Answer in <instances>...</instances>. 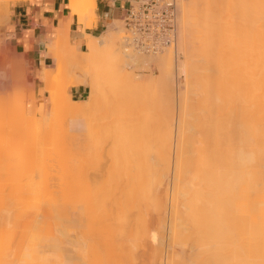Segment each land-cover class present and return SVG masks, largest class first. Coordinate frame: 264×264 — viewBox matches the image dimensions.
Here are the masks:
<instances>
[{"label":"bare ground","instance_id":"1","mask_svg":"<svg viewBox=\"0 0 264 264\" xmlns=\"http://www.w3.org/2000/svg\"><path fill=\"white\" fill-rule=\"evenodd\" d=\"M0 1L5 2L3 6L7 10V3L10 0ZM12 1L16 2L19 0ZM67 6L70 14L75 15L79 23L84 26H91L90 21L94 19L92 16V11L95 7L94 0H68ZM81 6H84V9L81 8ZM225 12L235 13L236 16H238L240 12H243L248 17L247 21H244V24L240 23L234 25L236 28L234 27V31H232L233 35L230 34L233 39V42H230V44H235L236 47L238 46L240 49L243 48L244 51L242 49V52H245L244 54L242 53L243 59L240 60L242 54L240 55V52L237 53L238 49H236V47L232 48L229 44L231 50L234 49V52L237 53L236 55H240L239 58L238 56H234L232 51L231 53L233 55L228 53L237 59V62L234 59L231 65H229V67L232 66V68L235 69L232 70L231 67L230 69L228 68L230 73L231 71H237V75L236 73L234 74L235 77H233V74L231 75L232 77L230 76L234 78L232 84L235 82L237 84L235 83V85L233 84L234 86H229L232 80L231 78H227L230 80L228 85L230 90L228 87H225L227 86L226 80L222 79L225 73L222 62L226 59L223 56H228L227 52H225L224 55L222 53L223 51L221 52V50H225L222 49L223 45L221 46V44H223L222 39L225 38L226 31L227 33L229 31L225 26L226 23L224 21L222 22L225 18ZM85 15L92 16V18L90 17L91 19L89 18L90 21L88 24L85 21L86 19L83 18ZM225 15L228 16V14ZM176 19V44L158 54L141 53L128 45L122 36H119V33H123L121 32L123 27L121 28L118 23L119 20H114L109 24L106 31L99 37L87 36L88 41L86 42V49L84 51H79L69 42L67 23L61 22L60 26L55 29L56 32H58L55 38L53 39V37H50V40L46 44L48 49L45 52V56L52 57L54 63L57 62V57L60 61L66 62L67 69L64 71L58 70L56 74L65 73L66 77L69 79L66 83L67 85H65L62 90L56 91V93L52 91V81L57 77L50 73V70L53 68L52 66L39 70L38 79L43 83L42 85L37 84L30 87L31 84H29L28 88V85H25L26 81L23 70L20 69V67L22 68L20 64L23 61L20 62L17 59L18 61L16 62L17 64L20 63L19 65H16L14 61L12 62V66L11 63L9 65L7 64L8 66L5 65V67L8 68L10 66L12 69L9 68V70L11 69L10 72L5 68L0 70V91L3 92H0V118L2 119L0 121H2V128H5L3 121L6 124L7 118L18 121L17 119L19 117L17 114L19 113L21 115L22 113L23 115V109L21 107L17 108L14 106L18 111L12 107L15 110L13 111L17 113L12 115L11 112H8V106L10 102L12 103L14 100L18 101V99H21L20 96L25 92V88L28 94H24L33 101H35L36 94L37 97L45 92L51 94L49 107L52 108L54 104L55 106L53 107L55 110L52 112L50 111L51 114L49 115L55 119L57 118L56 120L59 118L57 112L59 109H57L56 104L62 99H64V101L66 100L64 104L67 103L69 106L64 107V111H61L62 113L64 112L63 115L60 114L61 116L66 115L67 120H70H68L65 125L67 123L68 125L70 123L72 124V121L77 122V120L81 123L82 121L84 122V120L86 122V119L94 118L98 111H100L99 113L106 112L109 105L114 111H123L122 115L124 114L125 118L122 116L120 120L123 119V121L113 122L112 133H102L103 136H108L107 142L110 143L106 153L107 159L110 160L112 165L110 174L117 178L118 173L121 171L120 173L124 175V186L126 185V191L124 190L123 192L122 189V195L124 194L123 198L126 201L130 198L129 201H127L129 204L134 203L132 206H127L128 209L126 206L124 208L130 212L131 210H135L138 213L134 215L138 216L140 213L139 211H141L139 207L144 206V201L145 205L150 206L151 203L148 201L152 200L155 206L153 207L157 210L156 212H158L159 228L162 231V233L159 234L162 235V238H156L159 239V243L156 245L157 248L156 251L154 250L155 253H153V256H150L152 259L149 263L264 264V0H176ZM0 20V24L2 22L5 24L8 23L7 16H0ZM229 23L230 22H228V24ZM235 45H233V47ZM53 50L56 51L57 57L52 56ZM179 55H181L182 59H178ZM155 58L159 61L157 73L142 76L132 72V70L135 69H140V71L142 69L147 70V68L154 63ZM228 58L229 57H227V59ZM238 59L243 61V69L245 71L241 70L242 64L241 66H237L238 68L235 67L236 63L240 65ZM228 61L230 62L229 59ZM227 65L228 64H226V66ZM223 66L226 67L224 62ZM239 67H241V69H239ZM238 70H241V72ZM217 74L218 84L211 80L212 83H214L212 84L207 77L211 78L212 75ZM180 75L185 77L184 85H180L176 81V77ZM236 76L240 77V80L237 79ZM235 79L237 80L235 81ZM238 81L241 82L242 87L239 89L244 88V94L236 88L240 84V82L238 84ZM242 82L245 84V86L243 85L244 87L242 86ZM78 86H87L89 89L88 95L84 100L73 101L67 97L66 88ZM235 90H237V93H240L239 95H245L244 97L242 96L243 100L235 95ZM9 91L11 92L9 93ZM204 92L209 93L206 97V103L204 102V107L200 110L206 118L202 128L204 135L203 141L201 142L205 150H202L197 158L195 156L197 153L193 147V137L195 134L197 135L196 131L198 126L195 123L197 121V118L195 119V113H199L200 111H193L192 97L198 94L202 95ZM228 95L235 97H233V101L235 102L231 101L233 105L238 104L234 105L236 107L229 102ZM72 102L79 104V106H75L74 104V106H70ZM157 102L161 105L158 107L159 110H163L162 112L160 111L161 113L159 110L157 112L158 108L156 106L159 105ZM17 103L18 105L23 104ZM174 104L177 106V116L175 119L173 115ZM101 109L105 111H101ZM240 111L243 112L241 113L242 118L235 114ZM37 113L39 114L38 103L36 102L32 107L31 114L36 115ZM216 113H218L217 117ZM33 115L31 117L32 120ZM100 115L101 114H99V116ZM8 119L7 121H9ZM21 120L25 121V119ZM27 120H30V118ZM63 120L64 119H62V121ZM94 121L96 120L94 119ZM11 122L12 124L14 123V121ZM55 122H53V125H55ZM28 123H30V121H28ZM8 124L10 123L8 122ZM8 124H6V128ZM90 124L88 126H90ZM11 125H8V129H13L9 127ZM75 125V123H73L72 126L70 125V129ZM82 125L84 124L82 123ZM93 126L92 124V127ZM25 127L29 129V125H25ZM42 128L43 130L45 129L44 127ZM85 129L86 128H82L80 130L85 132ZM87 129L89 135H87L86 132L85 134L88 138L90 136L92 137L90 141L93 142L94 151L98 138L101 135L98 134L97 131L91 130L89 127H87ZM8 131H6V133H8ZM48 131L49 130H47L46 133L44 131L43 141L45 142V146H48V144H50L49 147L54 145L52 148L54 147L55 149V145L57 146V144H55L57 143V137L60 135L56 132L57 128L56 131L52 128L51 131H55V134L58 136L51 132L54 136L50 133L51 137H48L51 139L52 143H50V140L46 138V135L50 132ZM70 131L75 133L74 131L76 130L74 128L73 131ZM82 131L81 133H83ZM9 133L12 135L11 132ZM64 133L67 134L66 132ZM31 136H33L31 137L32 139H35L33 133ZM228 136L234 137V142L236 141L235 144L232 142L233 146H231L229 158L226 160L229 165L228 169L225 174L217 173L213 176L207 170L209 167V152L212 153V156L215 155L213 160L217 161L218 165L220 163L224 164L223 159L218 155V143L224 138L227 139ZM10 137L12 138V136ZM53 137H56L55 143ZM46 139L49 143H46ZM3 141L5 143H3ZM12 141L10 142L11 144ZM31 141L33 142L35 140ZM237 141H240L242 146L238 145ZM0 143L6 144V139L0 138ZM42 145L44 146V144ZM18 148H20V146ZM52 148L51 150L47 148V154H51V152L48 153V151H53ZM88 150V155H84L83 157L79 155L75 160V162L77 161V163H75L77 167L82 170L92 165L94 159L97 161L95 151L93 153V151L90 152V149ZM0 153H2V147ZM47 154L45 153V149H43L42 159L37 160H35L36 157L33 153L29 154L27 158L31 163L19 165L22 170H19V167L14 170L10 167L12 169H10L11 171L18 169L19 171L17 170L16 172L22 171V174L24 172V166L28 186L26 187L25 183L23 185H25L26 188L23 186L22 189L20 186L21 184L18 185L21 188L15 187V189L19 188L17 191L22 190V196L19 194V191H15L17 192L15 193L13 190L14 194H19V196L17 195L19 199L14 195L16 200L13 199L14 196H11L16 202L8 199L11 197L6 198L7 195L0 191L2 193H0V230H4L8 233L9 230L7 231L6 229L9 227H12V229L9 228L11 231L16 227H20V229L22 227V235H19L21 231L18 228L16 230L17 232L20 231L19 234L16 233L15 230H13V233L15 235L17 234L16 236L18 239L19 236L23 237L19 239L21 241H18L17 237V240L14 239L15 235L11 233V231H9V234H13L14 236L7 234L5 238L4 235L6 232L4 231V233L2 232L3 234L1 233L3 237L0 234V244L3 243V246L7 241L6 246H4L10 247V249H6L3 246L4 249L0 245V248L3 249H0L1 254L9 252L6 255H0V264H99V254L95 235L98 232V224L100 222L98 218L100 216L97 217V213L100 211L97 210L104 207L103 203L106 196H104L103 200V195L101 196L100 192L104 190L97 186L99 184L98 181L93 179L95 178V173L91 179L98 184L94 181L92 183L91 181L93 184H91V186L89 185V180L85 179L84 183L82 178H79H86V175L77 176L78 179H74L76 181L73 183V190L75 189L79 192L86 187L85 193L87 195L83 192V197L81 194L82 190L80 194L75 191L74 194H78L75 195L77 197L74 198L73 201L70 198L72 203L68 202L73 205L72 207L68 204L72 208H69L71 211L59 210L60 208H57V202L58 200L61 201L59 199L61 198L60 193H62L61 191L67 186L64 188L65 185L61 183L63 187L60 185V188L58 185L60 191V193L58 191L59 196L57 194V187L54 188L53 186L55 185L51 186L48 184L54 183L48 182L46 179L51 177V179L54 180L57 162H54V164L51 163L49 159L51 157L49 155L48 158L46 156ZM20 155L18 157H20ZM33 156L35 158H32ZM195 158H197V162L194 161L193 163V160H196ZM54 159L55 158H51L53 161ZM19 161L22 163L23 159L19 158ZM8 163L9 162H7V164ZM193 165H196V169L194 168L196 172L191 175L190 167L193 168ZM3 166H5V164ZM1 168H4V171ZM1 168L3 175L2 172H0V179L4 178L7 172V167L1 166ZM10 170L8 168V171ZM49 170L51 173H48ZM91 171L92 169H89L87 173L90 174ZM112 171H114V173ZM40 174H43L44 178L47 176V178L44 179ZM10 175H8L10 178L18 176L16 174L13 176V172ZM185 176H190V180L186 181ZM28 177L31 178L29 179ZM10 178L9 181L12 180ZM32 178L36 181L32 182ZM79 179H81L83 183ZM1 180L3 185V179ZM164 185L165 189L164 187L162 189L165 192L161 194L160 190ZM89 188H95V191L96 189L101 191L93 192ZM70 189H72V187H70ZM26 195H30L31 198H27L28 196ZM64 195H66V193ZM98 195L101 196V199H98ZM162 195L163 197L165 195V198H163ZM23 197H26V199ZM162 198L163 200L168 199V201L164 200L163 203ZM136 200L140 201L141 206ZM8 201L11 203H8ZM13 203L16 204H14V207H16V210L14 209L15 211H17L19 207L21 208H19L20 210L17 211V213L12 212ZM126 204L128 205V203ZM61 205L65 207V205H67V199L64 200ZM98 206L101 208L97 209ZM131 207H133V209L130 210ZM21 210L24 212L21 213ZM102 210L104 211V209ZM110 214L115 216L120 214L116 217V223H111V229H109L108 232L112 237H117V239L114 240H116L115 250L118 255L114 264H124L120 260L122 257L119 256V253L123 252L122 249L126 250L127 248L120 249L119 247L120 242L123 241L121 243L122 245L125 241L121 236H123L127 226H124V220L121 218L122 212H119L117 215L114 212ZM164 214L167 215V220ZM16 217H19V220ZM14 224H16V226ZM136 226L137 228L139 227L138 224H136ZM159 228H154L155 230L151 229L153 238L157 235L159 236V234H157L160 232ZM133 229L136 231L134 225ZM123 230L124 232L121 233ZM147 232L148 230L146 233ZM164 235H166L167 238L168 249L163 255ZM140 236H142L141 233ZM8 237H14L13 241L15 244L17 241L20 243L17 242L19 245L14 244L17 246L16 249L13 244L11 245L9 243V239L11 238ZM59 237L69 239L71 248L73 249V253L68 260L56 259L52 254L45 251L44 245H42L44 241L54 242L60 239ZM152 237L150 235V238ZM128 241L129 240L126 242ZM8 243L11 246H8ZM172 245H177L180 248L179 255L174 254ZM8 249H13V251H9ZM119 250L121 251L119 252ZM129 257L131 258L132 256H127V259ZM125 264H127V261Z\"/></svg>","mask_w":264,"mask_h":264},{"label":"rangeland","instance_id":"2","mask_svg":"<svg viewBox=\"0 0 264 264\" xmlns=\"http://www.w3.org/2000/svg\"><path fill=\"white\" fill-rule=\"evenodd\" d=\"M13 1L12 0H10V1H8V3H7V10L4 8V3L5 2H3V1H0V16H7L8 17V7H9V4L10 3H12ZM81 8H83L84 9V6H81ZM219 10V9H218ZM80 11V10H79ZM221 11V10H220ZM219 11V12H220ZM215 12V11H214ZM218 12V13H219ZM216 13H217V11H216ZM222 13V12H221ZM225 14H228V16H226ZM222 16H223V14H222ZM92 18V16L90 15H85V16H83V18H85L86 20L85 21H90L89 20V18ZM225 17V18H224ZM224 19L222 20V22L224 21L225 23H226V28H228L227 30H229L228 31V33H227V31H226V36H225V38L224 39H222V41H223V44H221V46L223 45V47H222V49H225V50H221V52L223 53V55L225 54V52H227V54L228 53H230V54H232V53H234V56H240L243 52H242V49L243 48H241L240 49V47H236V45L235 44H230V42H233V39L231 38L232 36L231 35H233V32L232 31H234V27L236 28V26H234V25H237V24H240V23H245L244 21H247V19H248V17H247V15L246 14H244L243 12L241 13L240 12V14H238V16H236L235 15V13H231V12H225L224 13ZM90 18V19H91ZM234 18H236V19H234ZM119 20V25L121 26V28L123 29L121 32H123V33H119V36H122V38H124V35H125V31H124V26H123V21H122V18H120V19H118ZM227 22H226V21ZM231 20V21H230ZM235 22H237V23H235ZM1 21V20H0ZM233 21V22H232ZM90 22H92V20L90 21ZM228 22H230L229 24H228ZM232 22V23H231ZM228 26V27H227ZM231 26V27H230ZM5 28H6V24L5 23H1L0 24V70L1 69H7V71L9 70V68H11L10 66L7 68V67H5V65L6 66H8L10 63H11V66H12V62L14 61V62H16V61H23V62H21V64H20V66H22V68L20 67V69L21 70H23V74L25 75V81H26V83H25V85L27 84L28 86V88H29V84H31L30 85V87L31 86H35V85H37V84H39V85H42L43 83L42 82H40V80L38 79V74H39V71H38V73H37V75H31V73L30 72H28V70L26 69V66H25V62H24V59L22 58V57H19L17 54H16V50H15V48H14V45L12 44V42L10 41V36H8L7 34H5ZM231 28V29H230ZM232 32V33H231ZM231 34V35H230ZM230 36V37H229ZM99 37V36H98ZM226 39V40H225ZM228 39V40H227ZM232 40V41H230V40ZM87 41H88V39H87ZM86 41V42H87ZM224 41H226V42H224ZM229 42V43H228ZM222 43V42H221ZM119 44H120V41H119ZM229 44L232 46V48H235L236 47V49H238V51H237V53L238 52H240L239 54L240 55H236L237 53L236 52H234V49L233 50H231V47H229ZM121 45V44H120ZM233 45H235L234 47H233ZM227 46V47H226ZM47 49H48V47H46ZM240 50V51H239ZM231 51H232V53H231ZM243 51H244V49H243ZM245 53V52H244ZM243 53V54H244ZM230 54H228V56L227 55H224L223 57H225L226 59H225V61L223 60V62H224V65L226 66V64H228L226 67H224L223 66V62H222V67H223V69H224V75H223V77H222V79H224V80H226V83H227V86H225L226 88L228 87V89L230 90V88H229V86H234L235 85V83H233L232 84V82H234V78H231L232 76V74H233V77H235L234 76V74L237 72L236 70H235V72L233 71H231V73H230V67L232 68V66H230L229 67V65H231V62H232V60H236V62H237V59L235 58V57H233V56H231ZM243 54H242V56H240L241 57V59L240 60H242L243 58ZM233 55V54H232ZM52 56L53 57H57L56 56V51L55 50H53V52H52ZM227 57H229L228 59L230 60V62L228 61V59H227ZM230 57H232V58H230ZM239 57V58H240ZM18 59V60H17ZM178 59H182L181 58V55H179L178 56ZM239 60V59H238ZM239 60V61H240ZM57 62H55L54 63V66H53V68L50 70L51 72V74L52 75H55V76H57V77H55V79L52 81V91L54 92V93H56V91H60V90H62L64 87H65V85H67L66 83L68 82V78L66 77V75H65V73L64 74H56V71H58V70H65V69H67V64H66V62L65 61H60L59 60V58L57 57V60H56ZM234 62V61H233ZM236 62H234V63H236ZM158 63H159V61H158V59L157 58H155L154 59V63L153 64H151L148 68H147V70L146 69H142L141 71H140V69H135V70H132V72L133 73H135V74H137V75H144V76H147V75H151V74H155V73H157V67H158ZM8 64V65H7ZM15 64V63H14ZM19 64H17V62H16V65H19ZM241 64H242V66H241ZM235 65V64H234ZM234 65H233V67H234ZM14 66V65H13ZM237 66H241L242 67V69H241V67H239V69H241V70H244L243 68H244V65H243V61H240V65H237V63H236V66L235 67H237ZM229 68V69H228ZM238 68V67H237ZM12 69V68H11ZM10 69V70H11ZM227 69V70H226ZM235 69V68H234ZM233 68H232V70H234ZM10 70H9V72H10ZM128 70H130V69H128ZM226 70V71H225ZM229 70V71H228ZM241 70H238V71H240L241 72ZM228 71V72H227ZM245 71V70H244ZM243 71V72H244ZM227 72V73H226ZM242 72V73H243ZM228 73H229V76H228ZM244 73H246V72H244ZM20 74V73H19ZM236 75H237V73H236ZM243 75V74H242ZM211 76V75H210ZM212 76H214V77H212ZM211 76V78L209 79L208 77H207V79L212 83V81L211 80H213L214 81V83H216V84H218V74L217 75H212ZM231 76V77H230ZM243 76H245V75H243ZM57 78V79H56ZM66 78V79H65ZM227 78H231V85H229V79H227ZM236 78L237 79H239L240 77H237L236 76ZM243 78V77H242ZM241 78V79H242ZM237 79H235V81L237 80ZM240 80V79H239ZM176 81H177V83H179L180 85H184V83H185V77L183 76V75H180L179 77H176ZM179 81V82H178ZM228 81V82H227ZM242 81V80H241ZM243 81L245 82V80H244V78H243ZM33 82V83H32ZM239 82L240 81H238V84H239ZM214 83H212V84H214ZM243 83V82H242ZM215 84V85H216ZM237 84V83H236ZM229 85V86H228ZM245 86V84L243 83L242 84V86ZM243 86V87H244ZM84 88H85V93L83 94V96L80 98V99H82V100H84V99H86L87 98V95H88V87L87 86H84ZM234 89H238V90H240V92H243V94L245 93V91H244V88L243 89H239V88H242L241 87V82H240V84H239V86H237L236 88L235 87H233ZM246 88V87H245ZM69 87L68 88H66V95H67V97H69ZM233 90V89H232ZM243 90V91H242ZM237 90H235V92H236ZM1 93H3L2 91H0ZM11 91H9V93H10ZM239 92V91H238ZM0 93V94H1ZM26 95L28 94L27 93V90H26V88H25V92H24ZM23 93V95H19V94H17V95H19L20 96V98L21 99H18V101H16V100H14V102H10L9 103V106H8V108L10 109H8V112H11L12 113V115H15V113L16 112H14L15 110L14 109H16L15 107H17V108H19V107H21L22 109H23V115H22V113H21V115H22V117H21V115L18 113H16L17 115H18V121H16V120H12L10 117V119H8L9 121H7V119H6V124H8V122L10 123V124H8V125H11L12 124V122L11 121H14V123H15V125H14V123L11 125V126H9V127H11V128H13V129H8V125H7V128H6V124H5V122L3 121V125H5V128H6V130L4 131V129L5 128H2V121H0V125H1V127H0V138H2V139H6V144H1L0 143V149H1V147H2V153H0V168H1V166L2 167H7V169H6V175L4 176V178H1V179H3V185H2V180L0 179V191L1 192H3V194H5V195H7L6 196V198H8V197H11V196H16V198H18V196H19V194H21V196H22V190L21 191H19V194H14V192L15 191H17V189H19V188H21L22 187V189H23V186L25 187V185H26V187L28 186V181L26 180L27 179V176H25V169H24V166H23V175L21 174V172L22 171H20V172H16L17 170H15V171H11L12 169L10 168V167H12L13 168V170L14 169H16L17 167H19V165H27V164H29V163H31V161L30 160H28V156H29V154H31V153H33L34 154V156L36 157V159L35 160H37V159H42V151H43V149H45V153L47 154V152H46V150H47V148H49V150H51V148H52V146H54V145H52L51 147H49L50 146V144H48V146H45V142L43 141L44 140V138H43V134H44V131H45V133H46V131L47 130H49L48 132V135H46L47 137L46 138H48V137H51V132H53V131H51V129L53 128V130L55 129V131H56V128H57V133L60 135V136H58V135H56L55 134V131L53 132L56 136H58L57 138V143H55V138L56 137H53L54 139H53V141H54V143L55 144H57V146L55 145V149H54V147L52 148V150L54 151V150H56V151H48V153L49 152H51V154L49 153V154H47L46 156L49 158V155H50V157L53 159V158H55L54 159V161L53 160H51V158H49L50 159V162L51 163H53L54 164V162L56 163L57 162V168H55L56 170H55V177H54V180L53 179H51V177H48L47 178V176L44 178L43 177V174L41 175L44 179H46L48 182H54V183H48L47 181H45V182H47L48 184H50L51 186H53V185H55V186H53L54 188L55 187H57V194H58V191H59V189H58V185H59V187H60V185H61V183H63L65 186H64V190L63 191H61L62 193H60V191H59V193L61 194V198H59L61 201H59L58 199V202H57V208H60L59 210H61V211H64V210H67L68 212H70L71 211V206L73 207V205H71V203H72V201H73V199L74 198H76L77 196H75V195H78V194H74L75 193V189L73 190V188H74V184L73 183H75L74 181H76V180H74V179H78V177L79 176H85L86 175V178L84 177H79V178H82V180H83V182H84V180L86 179V180H89L90 181V183H89V185L91 186V184L93 183V181L96 179L97 181H98V183H96L95 181V183L96 184H98L97 186H99V187H101V189L102 190H104V191H102V192H100L101 194V196L103 197V200H104V196H105V201H104V207H102V209H104V211L102 210V209H99V208H101L100 206H98V208L97 209H99V210H97V211H100L99 213H97V217L98 216H100V217H98L99 218V224H98V232L96 233V235H95V241H96V245H97V247H98V254H99V256H98V263L99 264H114L115 263V260H116V257H117V255H118V253H116V250H115V248H116V240H114V239H117V237H112L110 234H109V232H108V230L109 229H111V223H113V224H115L116 223V217L117 216H119L120 214H118L119 212H122L123 214H121V218H123V222L125 223L124 224V226H127V229H126V231L124 232V230L121 232V233H123L124 232V234H123V236H121L122 237V239L123 240H125L124 241V243L121 245V243L123 242H120V249H122V248H127L126 250H123L122 249V251L125 253H123V252H120L121 250H119V252L120 253H122V254H120L119 253V256L120 257H122V259H123V261H122V259H120L121 260V262L122 263H126V261H127V264H150L149 263V261L152 259L150 256H153V253H155V251H156V245H158V240L160 239V238H162L161 236V234H159V233H162V231H161V229L159 228V216H158V212H156L157 210L154 208L155 206H154V204L152 203V200H150V201H148L149 203H151V205L150 206H148V205H145V201H144V206H142V207H139V208H141V211H139L140 213H139V215L138 216H135L138 212H136L135 210H131V209H133V207H131L130 208V210H131V212L128 210H126V208L128 209V207L129 206H132L133 204L132 203H130L129 204V202H127V201H129V199L126 201L124 198H123V195H122V189H123V192H124V190H125V188H126V185L124 186V178H123V174H121L120 172L118 173V175H117V178L119 179V181H118V179L116 178V176L115 177H113V176H111V174H110V172H111V167H112V165H111V162H110V160H108L107 159V155H106V153H107V150H108V148H109V144L110 143H108L107 141H108V136H103V133H112V128H113V122H115V121H123V119H121L120 120V118L123 116V118H125L124 117V114L122 115V112L123 111H117L116 109V111H114L112 108H111V106L109 105L108 106V109H107V111L106 112H101V113H99L100 111H98V113H96V117L94 116V118H88V120L86 119V122H85V120H84V122L82 121V123L84 124V125H82V123L80 122V121H78L77 120V122L75 121V122H73L72 121V124L73 123H75L76 125V127L74 126V127H72V129H70L71 128V126H72V124L70 123L69 125H68V123L65 125V123L66 122H68V120H67V117H66V115L65 116H61V115H63V113L61 112V111H64L63 109H64V107H67V106H69V104H67V103H65L64 104V102L66 101H64V99H62V100H60L59 102H57L58 104H56L57 105V109H59V110H57V112H58V114H59V118H58V120H56L54 117H52V116H50L49 114H51L50 113V111L52 112L53 110H55V108L53 107V106H55L54 104H53V106H52V108L51 107H49L50 106V102H51V94L49 93V92H45L44 94H42V95H39L38 97H37V94H36V97H35V101H33L30 97H27L25 94ZM205 94V95H204ZM208 92H204L202 95H200V94H198L197 96H195V97H192V99H193V101H192V108L194 109L193 111L195 112V111H197V112H199L201 109H202V107H204V102L206 103V97L208 96ZM240 93H235V95H237L238 97H240V99L242 98V96L241 95H239ZM26 97H25V96ZM204 95V96H203ZM19 96H18V98H19ZM24 96V97H23ZM245 96V95H244ZM243 96V97H244ZM228 97H229V102L230 103H232V105H233V102H235V101H233V97L231 96V95H228ZM26 98V99H25ZM70 98V97H69ZM195 98V99H194ZM235 98V97H234ZM237 98V97H236ZM25 99V100H24ZM238 99V98H237ZM21 100V101H20ZM233 102H232V101ZM236 100V99H235ZM241 100H243V98L241 99ZM240 100V101H241ZM24 101V102H23ZM73 101H75V100H73ZM80 101V100H79ZM17 102H19V103H23L22 105H18V103ZM32 102H33V105H35V103L37 102L38 103V111H39V114L37 113L36 115H33V114H31V110H32V107H33V105H32ZM238 102V101H237ZM239 103V102H238ZM243 103V102H242ZM242 103H241V106H242ZM10 104H12V105H10ZM47 104V105H46ZM79 106V104H76V103H74V102H72V104H70V106L72 105V106ZM157 104H159V102H157ZM163 104V103H162ZM245 104V103H244ZM243 104V105H244ZM175 105V107L173 108L174 110V119L176 118V116H177V106H176V104H174ZM173 105V106H174ZM234 105H238V104H234ZM233 105V106H234ZM15 106V107H14ZM61 106V107H60ZM159 106H161L160 104L159 105H157L156 107L158 108ZM245 106V105H244ZM14 109H13V108ZM63 107V108H62ZM234 107H236V106H234ZM240 107V106H239ZM161 109H162V107H161ZM176 109V110H175ZM13 112H12V111ZM17 110V109H16ZM20 110V109H19ZM158 110H159V108L157 109V112H158ZM238 110V109H237ZM18 111V110H17ZM36 111H37V109H36ZM101 111H105L104 109H101ZM162 112L163 110H159V112ZM239 111V110H238ZM243 111H244V109H243ZM160 112V113H161ZM164 113V112H163ZM240 113V114H239ZM239 113H235L236 115H238V117H241L242 118V114L241 113H243L242 111H240ZM46 114V115H45ZM61 114V115H60ZM99 114H101L100 116H99ZM196 114V116H195V119L197 120L195 123L198 125L197 126V131H196V133H197V135L195 134L194 135V137H193V141H194V149H195V151H196V153H197V155H195L197 158L199 157V154H201V151L202 150H205V148L201 145V142L203 141V135H204V133H203V125H204V122H205V120H206V118H205V115L200 111L199 113H195ZM194 114V115H195ZM32 115H33V120H32ZM50 116V117H49ZM103 116V117H102ZM218 116V113H216V117ZM16 117V116H15ZM35 117V118H34ZM58 117V116H57ZM98 117V118H97ZM14 118V117H13ZM30 118V120H27V119H29ZM41 118V119H40ZM65 118H66V121H65ZM103 118V119H102ZM118 118H119V120H118ZM240 118V119H241ZM15 119V118H14ZM20 119V120H19ZM21 119H25V121H26V123H25V121L24 120H21ZM52 120V122H51V120ZM62 119H64L63 121H62ZM85 119V118H84ZM91 121H90V120ZM94 119L96 120V121H94ZM116 119V120H115ZM0 120H2L1 118H0ZM42 120H43V122H42ZM54 120V121H53ZM55 120H56V122H55ZM242 120V119H241ZM28 121H30V123H28ZM70 121V120H69ZM88 121H89V123H88ZM18 122V123H17ZM21 122H22V124H21ZM37 124H36V123ZM53 122H55V125H53L54 123ZM64 122V123H63ZM80 122V123H79ZM28 123V124H27ZM91 123V124H90ZM122 123V122H121ZM58 124V125H57ZM59 124H60V126H59ZM63 124V125H62ZM81 124V125H80ZM90 124V126H88ZM92 124L94 125L93 127H92ZM25 125L26 126H28L29 125V129H28V127L26 128L25 127ZM33 125V126H32ZM65 125V126H64ZM71 125V126H70ZM86 125V126H85ZM14 126V127H13ZM52 126V127H51ZM59 126V127H58ZM78 126V127H77ZM4 127V126H3ZM19 127V128H18ZM22 127V128H21ZM42 127H44L45 129L43 130V128ZM50 129H49V128ZM64 127V128H63ZM87 127H89V128H91V130H95V131H97L98 132V134H100L101 136H99V138H98V141H97V144H96V149L94 150L95 151V153H96V155H97V161H96V159H94L93 160V166L92 165H89V166H87L85 169H80V168H78L77 167V165L75 164V163H77V161L75 162V160L77 159V156L79 157V155H82V157L84 156V155H88L89 153V150L88 149H90L91 151L90 152H92L93 151V142L92 141H90V140H92V137L90 136L89 138H88V136L87 135H89L88 134V132H87ZM16 128V129H15ZM36 128V129H35ZM67 128V129H66ZM75 128V130L76 131H74L75 133H73V132H71L70 130H72L73 131V129ZM77 128V129H76ZM82 128H86L84 131L86 132V134H85V132H83L82 130H80V129H82ZM93 128V129H92ZM2 129V130H1ZM9 131H8V130ZM26 129H27V131H26ZM47 129V130H46ZM65 129V130H64ZM31 130H32V132H31ZM6 131H8V133H6ZM13 131V132H12ZM25 131V132H24ZM29 131V132H28ZM43 132V133H41V132ZM66 132L69 136H71V137H69L67 134H65L64 132ZM78 131V132H77ZM80 131V132H79ZM81 131L84 133H81ZM5 132V133H4ZM9 132H11L12 133V135H10V133ZM101 132V133H100ZM103 132V133H102ZM3 133H4V135H3ZM33 133V135H35V139H32L31 137H33V136H31V134ZM51 133V134H50ZM25 134V135H24ZM54 134H52L53 136H54ZM14 135V136H13ZM82 135V136H81ZM10 136H12V138L10 137ZM29 136V137H28ZM233 136V135H232ZM232 136L230 137V136H228V138L227 139H223L222 141H220L219 143H218V145H219V153H218V155L223 159V161H224V164H219L218 165V163H217V161H214L213 160V158H215V155L214 156H212V153L211 152H209V154H210V157H208V164H209V167L207 168V170L209 171V173L210 174H212L213 176H214V174H217V173H220V174H225L226 173V171H227V169H228V162H226V160L229 158V152H230V150H231V146H233V144H232V142L235 144L236 143V141L234 142V137L232 138ZM26 137H28V138H26ZM69 138V139H68ZM8 139H10V140H8ZM12 139H13V141H12ZM49 140H50V143H52L51 142V139L50 138H48ZM31 140H35V141H33L34 142V144H33V142L31 141ZM47 140V139H46ZM45 140V141H46ZM12 141V144L10 143ZM70 141V142H69ZM44 142V143H43ZM69 142V143H68ZM3 143H5L4 141H3ZM32 143V144H31ZM46 143H49L48 142V140L46 141ZM53 143V144H54ZM66 143V144H65ZM237 143H238V145H240V146H242V143L240 142V141H237ZM36 144V145H35ZM42 144H44V146L42 145ZM3 145H6V146H3ZM64 145V146H63ZM66 145V146H65ZM20 146V148H18ZM59 146V147H58ZM3 147H4V149H3ZM6 147V148H5ZM63 147V148H62ZM212 149V148H211ZM211 149H210V151H211ZM4 150V151H3ZM97 150V151H96ZM213 150H214V147H213ZM94 151H93V153H94ZM57 152V153H56ZM215 152V151H214ZM56 153V154H55ZM92 153V154H93ZM21 154V155H20ZM43 154H44V152H43ZM20 155V157H18ZM95 155V156H96ZM32 157V158H35V157ZM55 156V157H54ZM45 157V156H44ZM19 158L20 159H23V162L21 163L20 161H19ZM47 158V159H48ZM197 158H195L196 160H193V163H194V161H196L197 162ZM83 159V158H82ZM9 160V161H8ZM9 162L8 164H11V165H8L7 164V162ZM19 161V162H18ZM4 162V163H3ZM95 162V163H94ZM19 163H21V164H19ZM5 164V166H3ZM76 165V166H75ZM95 165V166H94ZM8 168H9V170L11 171H8ZM20 168V167H19ZM26 168V167H25ZM50 168V167H49ZM196 169V165H193V168H191L190 167V172H191V175L192 174H194L196 171H195V169ZM2 169V168H1ZM1 169H0V172H2L1 171ZM4 169V168H3ZM2 169V170H3ZM51 169V168H50ZM79 169V170H78ZM89 169H92V171H91V173L90 174H88L89 173V171H88V173H87V170H89ZM19 170H22L21 168L19 169ZM18 170V171H19ZM48 170V169H47ZM46 170V171H47ZM4 171V170H3ZM52 171V170H51ZM13 172V176H15L14 174H16V175H18L17 177H13V178H10V174ZM42 172H43V170H42ZM86 172V173H85ZM113 173H114V171H112ZM9 173V174H8ZM48 173H51L50 172V170H49V172ZM48 173H46L47 175H50V174H48ZM94 173H95V178H93V176H94ZM115 173H116V171H115ZM21 174V175H20ZM52 174H53V171H52ZM97 174V175H96ZM2 175H3V172H2ZM8 175H10V176H8ZM20 175V176H19ZM76 175V176H75ZM119 175H120V177H119ZM170 175V174H169ZM50 176H52V175H50ZM78 176V177H77ZM87 177H88V179H87ZM9 178L10 179H12L11 181H9ZM20 178V179H19ZM29 178V177H28ZM31 178V177H30ZM29 178V179H30ZM91 178H93L94 180L92 181V179ZM16 179V180H15ZM21 180H23V181H21ZM81 182H82V180L81 179H79ZM126 180V179H125ZM185 180L186 181H188V180H190V176H185ZM21 181V182H20ZM24 181H26V182H24ZM36 180L34 179V178H32V182H35ZM44 181V180H43ZM91 181H92V183H91ZM7 182V183H6ZM23 182V183H22ZM30 182V181H29ZM57 182V183H56ZM69 182V183H68ZM82 182V183H83ZM26 183V184H25ZM85 183V182H84ZM87 183V182H86ZM94 183V184H95ZM120 183V184H119ZM164 183V182H163ZM167 183V182H166ZM21 184V185H20ZM23 184H25V185H23ZM30 184V183H29ZM95 184V185H96ZM165 184V183H164ZM18 185H20V186H18ZM93 185V184H92ZM166 185V184H165ZM165 185L164 186H162L161 187V194L163 193V192H165V191H163V187H164V189H165ZM62 187H63V185H61ZM15 187H19V188H17V189H15ZM25 187V188H26ZM69 187V188H68ZM70 187H72V189H70ZM94 187V186H93ZM98 187V188H99ZM61 188V187H60ZM82 188V187H81ZM96 188V187H95ZM95 188H89L90 190H92L93 192L95 191L94 189ZM100 189V188H99ZM13 190H14V192H13ZM60 190H62V189H60ZM70 190V191H69ZM82 190V193L80 192ZM79 192L78 191H76V192H78L79 194L81 193L82 194V196L84 197V195H83V192H84V194H86L85 193V191H86V187H85V189H81ZM17 191V192H18ZM65 191V192H64ZM99 191H101V190H97L96 189V191L95 192H99ZM126 191V190H125ZM0 192V193H1ZM17 192H15V193H17ZM21 192V193H20ZM104 192H106V193H104ZM66 193V195H64ZM73 193V194H72ZM103 193V194H102ZM2 194V193H1ZM63 194V195H62ZM69 194V195H68ZM99 194V193H98ZM164 194V193H163ZM166 194V193H165ZM87 195V194H86ZM100 195H98V199H101L100 197ZM15 196L13 197V199H15ZM26 196H28V195H26ZM33 196H36V195H33ZM30 197V195L27 197V198H29ZM62 197H65L66 199H67V205H65V207L63 206V205H61V204H63V201L64 200H66L65 198H62ZM162 197H163V195H162ZM23 198H25L26 199V197H23ZM31 198V197H30ZM33 198H36V197H33ZM32 198V199H33ZM72 199V201H71V199ZM82 198V197H81ZM125 198H126V193H125ZM163 198H165V195H164V197ZM163 198H162V202L164 203V200H163ZM243 198H244V196H243ZM9 200H12L13 202H16V201H14L13 199H12V197L11 198H8ZM19 199V198H18ZM85 199V198H84ZM16 200V199H15ZM56 200V201H57ZM102 201V200H101ZM125 201V202H124ZM131 202H134L133 200H130ZM137 201V200H136ZM160 201H161V198H160ZM159 201V202H160ZM165 201H168V199L167 200H165ZM68 202H71V203H68ZM103 202V201H102ZM123 202H124V205H123ZM137 202H139L138 204L140 205V201H137ZM147 202V201H146ZM147 202V203H148ZM8 203H11L10 201H8ZM101 203V202H100ZM99 203V204H100ZM126 203H128V205L126 204ZM146 203V204H147ZM14 204L15 203H13V205H12V207H13V211L12 212H16L17 213V211H19L20 209L18 208V210L17 211H15L16 210V207H14ZM71 205V206H69V205ZM102 204V203H101ZM100 204V205H101ZM153 204V205H152ZM10 205V204H9ZM16 205V204H15ZM18 206H19V203H18ZM126 206V208H124ZM128 206V207H127ZM135 206V205H134ZM141 206V205H140ZM154 206V207H153ZM47 207V206H46ZM136 207H137V205H136ZM69 208H71V209H69ZM15 209V210H14ZM137 209H138V207H137ZM155 211H154V210ZM103 213H102V212ZM117 211H118V213H117ZM124 211V212H123ZM125 211H127V212H125ZM21 213H23L24 211H20ZM115 213L117 216H115V215H111L110 213ZM133 212H136V213H133ZM13 213V214H14ZM19 213V212H18ZM126 213V214H125ZM12 214V213H11ZM102 214V215H101ZM135 214V215H134ZM14 215H16V214H14ZM13 215V216H14ZM19 215V214H18ZM22 215V214H21ZM20 215V216H21ZM166 217V220H167V215L166 214H164ZM17 216V215H16ZM22 216H24V215H22ZM22 216H21V218H22ZM112 216V217H111ZM113 217H114V219H113ZM12 218V217H11ZM16 218H18V220H19V217H16ZM111 218V219H110ZM13 219H15V218H13ZM25 219V218H24ZM122 220V219H121ZM13 221V220H12ZM117 223H118V221H117ZM132 223H136V224H138L139 225V227L137 228V226H136V224H132ZM12 224H13V222H12ZM11 224V225H12ZM15 226H16V224H14ZM132 225V226H131ZM133 225L135 226V229H136V231L133 229ZM18 226V225H17ZM20 226V225H19ZM129 226H131V227H129ZM129 227V228H128ZM9 228H11L12 229V227H9ZM9 228H5L7 231L9 230V231H11ZM18 227H16L15 229H13V230H15V232L16 233H18L19 234V232L21 231V233L19 234V235H22V227H21V229H20V227L18 228V229H20V231L19 232H17V229ZM123 228H125V227H123ZM139 228H140V231H139ZM156 229V228H159V230H160V232H158L157 234H159V236L157 235L155 238H153L152 237V232H151V229ZM129 229V230H128ZM154 229V230H155ZM11 231V233H13L14 231ZM148 230V232L146 233V231ZM4 231V230H3ZM2 230H0V234L3 232ZM9 231H8V233L6 232V231H4V232H6V234L4 235V237L7 235V234H9ZM135 231V232H134ZM153 231V230H152ZM3 232V233H4ZM24 232V231H23ZM141 233V235L142 236H140V233ZM2 233V234H3ZM165 233H166V229H165ZM1 234V236L3 237V235ZM14 234V233H13ZM13 234H9V235H13ZM8 235V236H9ZM15 235V234H14ZM13 235V236H14ZM17 235V234H16ZM15 235V238L14 239H16V236ZM18 235V236H19ZM150 235H151V237L152 238H150ZM0 236V237H1ZM23 237V236H22ZM22 237L21 236H19V239H22ZM145 237V238H144ZM159 238V239H156V238ZM6 238V237H5ZM8 238H11V237H8ZM7 238V239H8ZM13 238H11V239H9V243L12 245L13 244V246H15V245H19L20 243L18 242V241H21V240H19L18 239V237H17V239H18V243L16 242V244L14 243V241H13ZM60 239H58L57 241H54V242H49V241H44L43 242V244L42 245H44V250L45 251H47L48 253H50V254H52L53 255V257H56V259H59V260H68L70 257H71V255H72V253H73V249L71 248V244H70V242H69V239H63V238H61V237H59ZM4 239V238H3ZM6 239V240H7ZM16 239V240H17ZM121 239V238H120ZM5 240V241H6ZM11 240V241H10ZM127 240H129L128 242H126ZM3 241V240H2ZM4 241V242H5ZM121 241V240H120ZM0 242H1V238H0ZM7 242V241H6ZM5 242V246H6V243ZM13 242V243H12ZM8 243V246L10 245ZM3 244V243H2ZM2 244H0L1 246H2ZM15 244V245H14ZM3 245V246H4ZM10 245V246H11ZM2 246V248H4ZM123 246V247H122ZM16 247L17 246H15L14 248L16 249ZM2 248H0V249H2ZM6 249L7 248H9L10 249V247H5ZM4 248V249H5ZM11 248H13V247H11ZM13 248V249H14ZM8 249V250H9ZM13 249H11V250H9V251H13ZM167 249H168V247H167V238H166V235H164V243H163V248H162V254L164 255L165 253H166V251H167ZM3 250V249H2ZM155 250V251H154ZM1 251V250H0ZM6 251V250H5ZM129 252V253H127V252ZM172 251L174 252V254L175 255H179V253H180V248L177 246V245H172ZM6 254H8L9 252H5ZM2 254H4V253H2ZM1 253H0V255H2ZM6 254H4V255H6ZM128 254V255H127ZM125 256V257H124ZM127 256H132L131 258L129 257L128 259H127ZM133 256H134V258H133ZM124 257V258H123ZM125 259H127V260H125ZM136 261H135V260ZM135 261V262H134ZM152 262V261H151Z\"/></svg>","mask_w":264,"mask_h":264},{"label":"crops","instance_id":"3","mask_svg":"<svg viewBox=\"0 0 264 264\" xmlns=\"http://www.w3.org/2000/svg\"><path fill=\"white\" fill-rule=\"evenodd\" d=\"M131 1L94 0V19L89 27L79 23L78 18L70 14L68 0H19L9 4L8 23L4 31L11 37L16 54L24 59L28 72L37 75L42 68L54 66L52 57L45 56L46 44L50 37L55 38L58 33L55 29L61 22L67 23L70 44L84 51L87 36L98 37L103 34L109 24L123 17ZM84 93V86L69 89L71 100H82L80 98Z\"/></svg>","mask_w":264,"mask_h":264},{"label":"built area","instance_id":"4","mask_svg":"<svg viewBox=\"0 0 264 264\" xmlns=\"http://www.w3.org/2000/svg\"><path fill=\"white\" fill-rule=\"evenodd\" d=\"M124 40L145 54H158L176 44V0H132L123 17Z\"/></svg>","mask_w":264,"mask_h":264}]
</instances>
